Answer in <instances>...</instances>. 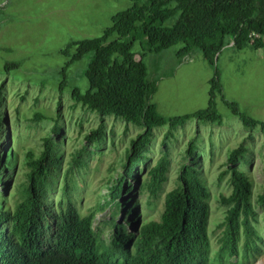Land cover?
I'll return each instance as SVG.
<instances>
[{
	"label": "rangeland",
	"instance_id": "rangeland-1",
	"mask_svg": "<svg viewBox=\"0 0 264 264\" xmlns=\"http://www.w3.org/2000/svg\"><path fill=\"white\" fill-rule=\"evenodd\" d=\"M131 3L130 0H0V150L10 151L14 161L0 182V202L13 209L21 200L29 169L27 153L36 158L43 137L49 135L59 158L48 189L49 198L56 203L61 197L64 175L70 168L73 186L70 195L81 215L100 205L95 209L94 224L112 216L137 233L143 223L159 219L165 193L178 184L181 165L192 159L209 191L208 262L264 264V203L258 201V195L264 191V132L258 126L253 129L243 126L218 94L213 108L220 114L221 123L189 118L172 130L173 136L165 140V147L161 141L168 125L152 129L144 152L147 158L138 164L131 180L132 190H127L128 181L124 182L125 188L118 198L136 206L132 216L107 202V192L121 172L130 141L142 127L126 124L112 115L102 116L71 97L73 87L81 90L87 87L84 71L92 52L67 67L60 89V69L66 60L60 50L72 41L99 36L110 25L111 16ZM136 36L132 51L139 57L146 43L139 33ZM130 37L122 40L128 41ZM181 46L178 43L158 52H146L142 58L147 79L154 83L151 102L158 114L170 118L205 108L208 80L217 72L224 99L236 102L247 115L264 120V46L245 45L238 49L228 42L216 54L213 65L196 48L178 58L176 52ZM70 51L73 53V49ZM7 63L16 64L6 69ZM101 119L106 131L103 139L87 142L85 134ZM54 125L59 130L52 132ZM190 140L194 154L188 156L186 148ZM238 144L246 147L245 157L237 167L252 182L251 223L260 235L257 250L246 257L242 241L233 255L220 249L221 223L227 206L219 198L228 195L232 186L229 174L225 172L219 178V173L226 167L230 150ZM163 151L168 158L166 180L151 195L147 190V169ZM102 236L106 239L107 233L103 231Z\"/></svg>",
	"mask_w": 264,
	"mask_h": 264
},
{
	"label": "trees",
	"instance_id": "trees-1",
	"mask_svg": "<svg viewBox=\"0 0 264 264\" xmlns=\"http://www.w3.org/2000/svg\"><path fill=\"white\" fill-rule=\"evenodd\" d=\"M130 1L129 7L111 16L110 25L99 36L72 41L60 50L66 60L60 69L59 84L61 89L66 69L73 61L92 52L84 71L87 87L85 90L73 87L71 97L102 116L112 115L126 124L142 127L131 139L121 172L107 192V202L125 210L127 216L134 214L136 206L133 203L129 206L128 200L118 198L122 196L124 182L128 181L127 190H132L131 180L138 164L146 161L144 152L154 127L168 125L161 141L165 147V140L173 136L172 130L184 125L189 118L221 123L220 114L213 108L218 94L243 126L248 129L258 126L264 132V120L247 115L236 102L224 99L217 72L208 80L209 98L205 108L163 117L151 102L154 83L147 79L142 59L146 52H158L181 43L176 52L178 58L196 48L203 59L213 65L216 54L228 42L238 49L245 45L262 47L264 0ZM138 33L145 38L146 48L136 57L132 47ZM127 36H131L130 40L123 41ZM14 64L7 63L5 68ZM57 104L59 108V101ZM57 130L59 127L54 125L52 132ZM105 132L101 119L84 138L90 143L100 142ZM192 142L190 140L186 148L188 156L194 154ZM27 154L29 169L21 200L13 209L0 202V264H212L208 262L209 191L192 159L181 165L178 184L165 193L159 219L143 223L134 233L112 216L94 224L95 209L100 205L85 215L78 212L70 195L73 188L70 168L64 175L61 197L56 203L49 198L48 189L59 159L49 135L43 137L42 149L36 158H32L30 152ZM245 154L243 144L231 149L226 167L219 173V178L228 173L232 186L228 195L219 198L227 206L221 223L220 249L233 255L242 241L244 257L257 250L256 241L260 239L251 223L254 215L252 182L247 173L237 167ZM167 159L163 151L147 169V190L151 195H155L166 180ZM13 164L11 152L0 150V182L6 168ZM258 201L264 203V191L258 195ZM103 231L107 233L106 239Z\"/></svg>",
	"mask_w": 264,
	"mask_h": 264
}]
</instances>
